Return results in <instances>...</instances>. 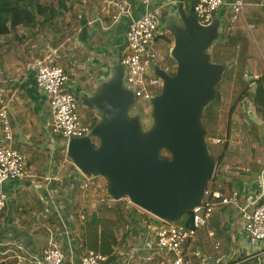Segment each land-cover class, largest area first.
Here are the masks:
<instances>
[{
	"label": "crops",
	"instance_id": "obj_1",
	"mask_svg": "<svg viewBox=\"0 0 264 264\" xmlns=\"http://www.w3.org/2000/svg\"><path fill=\"white\" fill-rule=\"evenodd\" d=\"M115 1L69 0L58 36L44 45L39 32L28 51L21 49L16 38L20 28L0 37V89L16 99L10 110L11 146L22 153L36 178L34 185L25 180L0 186L9 198L0 211V264H18L19 258L21 264H39L51 241L65 255L64 264H80L81 257L91 251L104 255L106 264L159 261L166 256L156 246L158 218L147 217L126 203L110 206L101 201L97 190L80 189L82 174L67 157V142L50 131L49 101L36 84L37 62L56 53L77 97L80 92H97L112 61L120 57L130 24L147 11L143 0H128L130 13L113 23L110 14ZM178 1L156 0V4L164 7L166 16V7ZM195 1L183 0L185 6ZM244 2V18L230 34L223 32L228 12L219 15L221 45H225L220 64L230 70L223 102L226 111L230 107L228 129L220 162L239 173L223 172L217 179L225 194L238 191L240 206L250 211L264 193V79L252 84L255 75L264 76V0ZM249 25L254 26L252 31ZM163 45L157 52L170 54L173 37ZM169 54L158 57L171 73ZM89 124L93 127L96 122ZM3 139L0 126V143ZM183 224L190 226L189 218ZM245 226L238 207L219 206L206 230L186 244V255L197 264H264V243L250 245Z\"/></svg>",
	"mask_w": 264,
	"mask_h": 264
},
{
	"label": "water",
	"instance_id": "obj_2",
	"mask_svg": "<svg viewBox=\"0 0 264 264\" xmlns=\"http://www.w3.org/2000/svg\"><path fill=\"white\" fill-rule=\"evenodd\" d=\"M166 12L177 68L174 74L154 70L164 85L151 101L152 124L145 129L141 117L131 114L137 99L123 84L117 56L96 93L78 94L100 119L87 137L68 142L67 157L84 176L103 178L110 198H129L159 220L176 223L202 206L215 174L217 159L207 145L202 117L218 98L227 66L212 61V47L222 39L219 17L204 27L194 6L183 0Z\"/></svg>",
	"mask_w": 264,
	"mask_h": 264
},
{
	"label": "built area",
	"instance_id": "obj_3",
	"mask_svg": "<svg viewBox=\"0 0 264 264\" xmlns=\"http://www.w3.org/2000/svg\"><path fill=\"white\" fill-rule=\"evenodd\" d=\"M147 6L144 15L134 19L130 24L126 43L120 52L121 66L124 71L123 84L126 89L131 90L137 105L150 103L163 88V81L155 74V68L161 67L157 47L161 40H167L172 35L168 29L164 30L163 22L165 9L156 4V0H143ZM114 7L110 14L113 23H117L121 17L130 13L128 0H118L111 3ZM196 18L200 25L208 27L212 25L220 13L228 12L226 23L223 27L226 34H230L236 25L244 18V0H196L193 4ZM254 28L249 25L250 31ZM264 79V76L255 75L253 85ZM36 84L38 89L44 93L50 105V131L53 135L64 139L67 144L70 140L87 137L92 126L87 123L79 110L80 103L77 95L69 85V77L65 70L58 64L57 55L50 56L37 62ZM251 85V86H253ZM16 99L7 95L0 89V126L4 139L0 143V186L8 181H29L31 185L36 184L35 176L29 171L22 153L11 146L13 142V131L10 120V110ZM214 144L223 143L220 139H214ZM235 171L239 169L224 165L217 161L215 174L210 182L202 206L194 209L191 225L183 223H170L159 220L161 225L154 231L156 246L166 256L159 261L136 264H197L186 255L185 246L193 241L197 234L206 230L209 219L219 206L233 205L240 209L246 223L245 232L250 245L256 247L264 243V193L258 201L253 203L252 209L240 206V194L232 191L225 194L218 184L217 177L220 173ZM80 189L87 191L95 189L101 194V201L110 206L118 203H126L133 206L129 198L114 200L109 197L106 181L101 177L84 176L82 174ZM9 198L0 190V211H2ZM212 235V234H211ZM218 248V245L215 247ZM19 258L18 264H21ZM65 255L52 241L37 260L39 264H64ZM107 258L99 252H88L80 259V264H106ZM208 264V263H206Z\"/></svg>",
	"mask_w": 264,
	"mask_h": 264
},
{
	"label": "rangeland",
	"instance_id": "obj_4",
	"mask_svg": "<svg viewBox=\"0 0 264 264\" xmlns=\"http://www.w3.org/2000/svg\"><path fill=\"white\" fill-rule=\"evenodd\" d=\"M55 7L57 8V4H55ZM61 19V18H60ZM60 19H58L57 21H54L51 24L45 25V27H43L41 29V31L39 30L38 32H34L33 34L31 33L32 30L31 29H24V28H20L18 30V32H16V38L19 41L18 43H20V47L22 50H31V44L34 43L37 38H38V34L40 32V34L42 35L41 38V43L46 45L47 43L50 42V40L55 39V37L58 36V27ZM165 22H163V29L166 30V26L164 24ZM54 25V26H53ZM56 25V26H55ZM14 32V31H13ZM36 37V38H34ZM32 38V39H31ZM34 38V39H33ZM223 40H218L215 42V44L212 47L211 50V54H212V61L214 63L220 64L222 61L220 59L221 56V52L222 49L225 45H221ZM162 42V47L160 48L163 49L164 45L163 43L166 42V40H161ZM218 43V44H217ZM217 44V45H216ZM216 45V46H215ZM46 48V47H45ZM47 49V48H46ZM159 56H164V55H168L169 53L166 52V54H163V51H160V53H158ZM170 55V54H169ZM169 59H171V64H170V68H171V73L174 74L176 72V68H177V64L174 61V59L171 57H169ZM161 60V58H160ZM168 60V59H167ZM225 61V60H224ZM160 66L162 68H166L165 62H161L160 61ZM229 67H226V71L224 74V77L222 79V81L220 82V84L218 85V95L220 96L218 100L211 102L205 109L203 117H202V123L204 128L206 129L207 133V145L210 149V153L216 158L218 159L221 155H223V153L225 152V142L224 139L227 136V129H228V119H229V106H228V110L226 111V109H224L223 107V102L226 100V79L227 76L230 73V70H228ZM162 89H160L161 91ZM222 100V101H221ZM239 100V99H238ZM221 101V103H219ZM238 102V101H237ZM237 102H235V105H237ZM220 106V107H218ZM222 108V109H221ZM221 109V111H220ZM80 112L84 118V120L86 122H89L91 124H94L95 122H97L100 119V113L94 109H89L87 107H85L83 104L80 105ZM151 104L150 103H143L140 105H136V107L132 110L131 114L132 115H139L141 117V122L144 126L145 129H147L151 124H152V118H151ZM220 112H222L220 114ZM94 114L96 116L93 117H89L90 115ZM97 117V118H96ZM207 122H210V125L212 126H207ZM263 125V124H262ZM212 130V133L210 132ZM264 137V132L262 133V138ZM214 139H220L222 140L223 143L220 144H214L212 143V141ZM94 141V140H93ZM96 141H94L95 143ZM164 155H167L166 153H164ZM133 207L140 211L141 213H143L144 215H146L147 217H151L152 215L147 213L146 211L140 209L139 207L133 205ZM190 216V214H186L182 219H180L178 222L176 223H183L185 219H188Z\"/></svg>",
	"mask_w": 264,
	"mask_h": 264
},
{
	"label": "trees",
	"instance_id": "obj_5",
	"mask_svg": "<svg viewBox=\"0 0 264 264\" xmlns=\"http://www.w3.org/2000/svg\"><path fill=\"white\" fill-rule=\"evenodd\" d=\"M69 0H0V37L19 28L40 29L64 17ZM57 4V8L55 7ZM220 96L218 95V99ZM221 155L217 161H222ZM191 222L192 213L189 212ZM191 225V224H190Z\"/></svg>",
	"mask_w": 264,
	"mask_h": 264
}]
</instances>
